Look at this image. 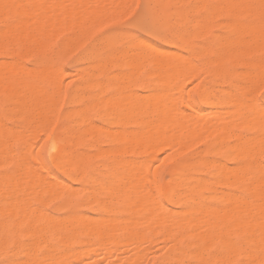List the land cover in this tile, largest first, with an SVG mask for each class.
Returning <instances> with one entry per match:
<instances>
[{
	"label": "bare ground",
	"instance_id": "1",
	"mask_svg": "<svg viewBox=\"0 0 264 264\" xmlns=\"http://www.w3.org/2000/svg\"><path fill=\"white\" fill-rule=\"evenodd\" d=\"M14 1H15V4L17 5L18 4L16 2L17 0H14ZM60 1H63V0H60ZM68 1L70 3V0H68ZM74 1H76V0H74ZM78 1H81V3L76 5L79 8V12L76 10L78 12V14H77V12L74 9V8H76V7H74L75 6L74 3H77ZM78 1H76L74 3L71 1L72 5H70V7L73 10L70 8L69 12H70V14H72V17H73V11H75L74 13H76L75 15L77 16V15L81 14L80 9L85 8L83 6L84 4L82 5L83 6L82 8H80L81 6H79L84 1L83 0H78ZM97 1H99V0H97ZM114 1H111V2H114V3L117 2V0H114ZM158 1H159V3L165 2V0H158ZM193 1L195 2V4L193 6H195V8H198V10L200 12L205 13V16H202L204 18H201V17L199 19L196 18V25H198L197 27H200L199 28L200 29V35H198L199 33H197L198 36L201 37L207 33L209 34V32H210L209 26L215 21V19L221 18L222 23L220 22V26L217 24L218 29L220 28L219 29L220 33L217 35L211 34L212 35V43L207 47H205L204 45H198V44L194 43L190 37L191 33L187 30V28L183 29L182 32L180 31L181 33L175 34V39L179 42V46H178V49L176 51H173L171 53L169 51L159 49L155 45H149L147 43V41L141 40L140 38L134 39L132 42H129L130 44L127 46L128 50L124 49L123 52L126 50L125 53L127 52L128 55H130L129 61L131 63H132V61H134L136 64L135 66L138 68L140 67L139 64L141 65V63L148 62V61L151 63H154L156 66H159V67L155 66L158 69V71H156V72L152 71L153 74L150 73V74H152V76L154 75V77H157V80H155V84L153 85V87L151 86L152 87L151 90H147V91H145L144 95H141V94H138L136 92L131 91L132 90L131 87L135 83V78H134V80H129V78L126 80H122L124 78H127L128 76H124L122 78L121 77L122 75H119L118 78L121 77V80L119 78L117 80H111V81L113 83L115 81H121L125 84L124 86H126V88L124 89V88L120 87L121 89H119V88L117 89L116 96H114V97L111 96L110 98H109V96L105 97V98L103 97V98H101V101H100V99H99V101L101 102V105H102L101 106V116L103 118H105L106 120H109V122H110V127H108L109 129L104 127L107 129V130L103 131L106 133L104 136L105 137L107 136V138L108 137L112 138L111 136L117 132V133H119V137L117 138L118 142L122 143V144L124 143L126 145L122 151L114 150L111 146H110L111 148H109V149L106 147L108 150L105 149L104 153L109 155V157H110V162H109L110 166L117 167V166L123 165L124 163L130 164L132 158H142L145 156H147L149 158H153L155 156V154L157 153L155 151L156 150L160 151L163 148H168L169 150H171V153L166 158H164V159L169 161V160L176 158L177 155L182 153L181 151L190 149L195 144H198V143L203 144L202 150H200L196 153H193V154L190 153L191 155L189 154L190 156H188L187 159L176 164V166L172 170L173 180L169 185H167L166 190H165V193H166L169 200L176 201L184 207V210H182L183 213L179 212V214L181 213L182 216L178 215L177 212H174L175 215L177 214L178 216L177 215L176 216L177 217L180 216V218H174L175 216L172 217L171 215H169L171 213V212H169L170 210L168 211L169 214L165 213L166 215L163 214V212L160 213V211L163 210V207L160 206L162 210L159 209L160 208L158 206L159 202L156 201L158 199L157 198L158 195L157 196H152V194H151V196L148 195L147 196L148 198H146L143 202L144 216L146 214L145 212H148L146 216H149L150 213L152 216V212H157L159 210V213H160L159 216H161L163 214V216H161L162 221L165 222V220H166L168 222V219H170V218H172L170 220L181 219L182 221L181 220H179V221H181L183 224L185 222L188 223V227L190 226L189 228H191V225H192L191 223H193L194 227L193 226L192 227L194 230L195 227H198L197 225H201V224L205 225L208 223L210 224L209 220L206 221L207 218H210V217H211L210 218L211 220H213V217H214V220L217 218L216 219L217 222L220 219V221H219L220 224H222V226H224V225L227 226L228 224L226 225V222L229 220L228 218H231V217H230V215H228V214H230L229 211L227 212L226 210L230 209V212H232L231 214H233L234 211H236L239 208L244 209L243 208V205H244V198L243 197H241L243 199H241V198L236 199L238 196L240 197V195L238 194L235 197V194H232V193H231L232 197L229 194H228V197L225 195H221V194H223L222 193L223 191L221 192L220 187L221 186H229V185H238V186L241 185L242 186V182L245 180L247 175H249L254 180V183L257 182V184H255V185H257V187H255V188H257L256 189L257 191L254 189V187L252 188L256 192V193L255 192L254 193L256 195H257V193L263 194L261 196L258 195L262 199H260L259 197H256L257 198L256 200H258V201L262 200L263 201V202L260 201L261 203L259 202V204L257 203L258 204L257 206L261 207L262 205H264V198H263L264 197V165L262 164V160H264V109L260 105H259V108H261V109H258V107H256V106L254 107V104H253V107L252 106L250 107L247 104V100L250 99L252 97V95H254V93H256L257 90L254 92L255 88H257L258 86H260V84L262 82H264V62L257 60V62L255 64H251V65L246 64L247 62L246 63H240V64L236 63V57H238V56L244 57V56L253 55V54L256 55V54H259L261 51H264V0H193ZM65 2L67 3V1H65ZM65 2H64V4L66 5ZM91 2L97 3L94 1H91ZM106 2H107V0H106ZM111 2H108L109 6H110ZM128 2H130V0H128ZM176 2H178V0ZM61 3L58 2V4H56V5L58 6ZM114 3H112V4H114ZM155 3H158V2L155 1ZM34 4H32L33 6L30 5V8H27L29 10V12L31 10V7H34L33 9L36 10L38 13H41L42 11L45 12L46 9L48 8V7H45V10H43V7H42V9H41L42 11H41L40 10L41 6L39 8L37 7V6H39V2L37 1V3L35 5ZM62 4H61V6H63ZM178 4H180V3H178ZM53 5L54 4H50L49 7L51 6L50 8L53 9V7H54ZM65 5L62 8L63 10L65 8H67V7H65ZM171 5H172V3H171ZM114 6H116V4ZM154 6L155 5H153V7ZM161 6H162V4H161ZM175 6H177V5H175ZM16 8L19 9V13L23 12L22 13L23 15L26 13V12H24L26 10V8H24V6L22 4L18 5ZM50 8H49V10H47L48 11L47 15L52 17L53 13H55V14L57 13L55 10L57 7H54V9H53V10H55L54 12L52 10V13H51L52 15H49V11L51 12ZM58 8H60V5L58 6ZM109 8L110 7H107L108 11H110ZM155 8L156 7H154V9ZM18 9H17V11H18ZM38 9L41 12H39ZM65 10L64 11L58 10L59 13H57V15L58 14L60 15L63 12V15L65 16V14H64V12L66 13ZM159 10H160V8H159ZM36 11H34L32 13V10H31L30 13L32 15V19L35 18ZM95 11H97V14H99V15L102 12L106 13L104 16H106V17H108V19H110L109 16L107 15V12H105L104 9L96 8ZM29 12H27L28 14L26 13L27 16L29 15ZM91 12H92V14H91ZM83 13L85 14V9H84ZM89 13H90L89 17L91 15V18L88 21H90V20L95 21V22L93 21L95 23V25L91 21V23L93 24L92 25L93 28H94V26H96V28H97V25H96L97 21L99 23L100 20H101L100 22L105 20V19L102 20L104 17L103 15H101V16H103L102 19H100L101 16L98 17L97 14H95L93 16V10L92 9L89 10ZM104 13H102V14H104ZM171 13L176 18H179L180 20H183V21L184 20L187 21V19L189 21L192 19V18L191 19L188 18L187 11H185V10L176 9L175 11H171ZM84 14H82L81 17H84L86 19V16H84ZM40 15H36V16H38L37 20H39V22L36 21V18H35V20L34 19L33 20L36 22H34L32 20V22H34V23H31V24L36 23V25H34L35 27H37V23H38V25L40 26L39 28L37 27L38 29L42 28L41 25L43 26L44 23L47 22V21H45L44 23H42V21L45 20V17H43V15H41V17H43L44 19L40 18L39 17ZM47 15H45V16L48 17ZM66 15H67V18L65 16V21L69 17L68 16L69 14H66ZM76 16H75V18H76ZM92 16L94 18H99V20L98 19L95 20ZM158 16H160V15H157L156 18H158V19L160 18V20L159 21L157 20L158 26L156 28V37L162 39L163 34L165 32V29H166V26H167V23L165 22V20L161 19L162 17H158ZM163 16H164V14H163ZM81 17L77 16V18H81ZM106 17H104V18H106ZM27 18H29V16ZM53 18H54V16L50 19H53ZM55 18H56V16H55ZM55 18L52 20L53 21V27H54V25L56 26ZM58 18H59V16H58ZM75 18H73V20H76V21L79 20V19L77 20V18L76 19ZM170 18H172V17H170ZM40 19L41 20L43 19V20L41 21ZM69 19L68 20L70 22L73 21L71 17H69ZM85 19L82 18V20H85ZM108 19L106 21H108ZM30 20L31 19H29V22H30ZM46 20H48V18ZM68 20L66 21V23L68 22L67 24L62 23V20L59 23H61L60 25L62 27H66L67 29H69V24L71 25L70 28L73 25ZM193 21H195V20H193ZM49 22H50V20L48 21V24H49ZM173 22L175 23V21H173ZM88 23H90V22H88ZM189 23H191V22L189 21ZM189 23H188V25H189ZM22 24H24V23H22ZM83 24H85V22ZM25 25L24 26L20 25V27L22 26V29H23V35L28 34L27 36H29V34H31L30 36H32L31 38L33 39L32 43L35 41V44L39 45L40 43H38V42L36 43V39H35L37 37L39 38V35H40V34L38 35V29L32 28L33 31L37 30L36 32H34L35 34L38 35L37 37H35L36 35L34 33H32L33 31H31V33L27 32L26 34H24V28L23 27H25ZM49 25H47V27L45 26L46 29L48 28L47 30L43 26V29H44L43 32H45V30H46L47 35L49 33L48 31L53 29ZM60 25L57 26L58 29L56 27H54V29H57V30L53 29L56 33L55 32L53 33L52 30L50 31L49 34L51 36H49V37L55 38L56 35L59 36L60 32L58 30L61 29V31H62L65 29V28H60ZM63 25H65V26H63ZM87 25H86V27H87ZM75 26H73L72 30L75 28ZM171 26H172V24H171ZM20 27H19V30H22V29H20ZM80 27L82 28V26H80ZM86 27L84 26L83 28L85 29ZM90 27H91V24H90ZM49 28H50V30H49ZM77 28H79V24H78ZM96 28H94V29H96ZM172 28H173V26H172ZM88 29H89V27H88ZM92 29H90V30H92ZM199 29H197V30H199ZM39 31H42V29ZM57 31L59 33H57ZM85 31H86V29H85ZM40 33L42 35V32H40ZM33 36H34V38H33ZM46 38H48V37H46ZM52 39L53 38H48V41L52 40ZM69 39L73 40V38L69 37L68 41H69ZM48 41H46V43H48ZM74 41L75 40H73L72 42L74 43ZM124 42H126V41H124ZM170 42H171V40H170ZM100 43H102V41ZM49 44H50V42L46 46L44 44L39 45V46H40V48L43 49V46L47 47ZM75 44H77V43L75 42ZM90 44H92V43H90ZM67 45L69 46L70 44H67ZM4 46H2L3 48H1V49H5ZM89 46H91V45H89ZM32 47L34 48V45ZM45 47H44V49H45ZM70 47H73V46H70ZM70 47H68V49ZM94 47H95V45H94ZM35 48H36V46H35ZM96 48L98 49V47H96ZM107 49H109L108 46H107ZM134 49L136 50V52L131 53L132 50H134ZM6 51H7V49H6ZM40 51H37V52L41 53ZM30 52H31V50H30ZM123 52H122V54L119 52L122 55L121 56L122 58H123V55H125L123 60H125L126 58L128 59L127 53L124 54ZM120 54H118V56L113 54V55H115L114 58L115 57L118 58L120 56ZM185 54H187L188 56H190L192 58L202 57V58L208 59V61H206L203 64L202 68H207V67L209 68L207 71L208 72L207 75H209L211 78L223 77V79H224L223 85L225 87L223 89L217 90V89H215V87L213 85H211L212 80H209V79L208 80H201L200 83L198 85H196L193 89H191L188 92V94L185 96L183 93V89H184L183 84H186V81H188V80H185V79H188V77L185 78L186 77L185 75L189 71V69H191V70L193 69V67L190 66V65H193L191 63L192 61H191L190 57L187 56L189 59V60H185L187 62L180 60V58L184 57ZM32 55H34V54H32ZM93 55H96V54H93ZM18 56L21 58L22 55H19V53H18ZM27 56H29V55L27 54ZM13 57H15V55ZM112 57H110V58H112ZM88 58H89V56H88ZM92 58H94V56H92ZM99 58L95 57V59H97V60ZM263 58H264V56H263ZM105 59H106V57H105ZM131 59H132V61H131ZM15 61H12V62L13 63L15 62V64L17 65L18 59L17 60L15 59ZM102 61H104V60H102ZM107 62H105V63H107ZM125 62H126V64H129L128 60H125ZM121 63H123V61H121ZM137 64H138V66H137ZM14 65H11V67H13ZM118 65L121 66L123 64H118ZM144 65L145 64H143V66ZM143 66H142V70H143ZM239 66L242 68L241 71L236 69ZM1 67H3V66L0 65V70H1ZM95 67H96V64H95V66H93V68H95ZM100 67H102L101 64H100ZM54 68H52L51 72L53 70L56 71V69H54ZM60 68H61V66H60ZM130 68H132V67H130ZM5 71L7 72V69H4V72ZM8 71H9V69H8ZM37 71L38 70H36V76L34 79L35 80L34 82L36 85H38V83H39L38 79H39V76L41 75L40 70L38 71L39 73H37ZM202 71H204V69ZM202 71H201V73H202ZM4 72L2 71V73H4ZM45 72L43 73V76L41 75V77H40L41 84H42V82H45V81L47 82L48 78L50 80L51 76L54 78L56 75V74H54V76H53L50 73L49 74V75H51L50 77L49 76L45 77L44 76L46 74ZM47 72L49 73L50 71H47ZM62 72H65V71H61V73ZM82 72H84L85 74L86 73L89 74L88 71L85 72L82 70ZM149 72H151V70ZM2 73L0 72V76H2L1 75ZM75 73H77V72H75ZM5 74H7V73H4L3 76ZM37 74H38V76H37ZM71 74H72V72H71ZM71 74L68 72L63 73V76H65L63 78H66ZM164 74L167 77V78H165L166 80L161 79V77L164 76ZM79 75H82V73L80 72L78 74V76ZM149 75H147V77ZM202 75H204V74L202 73ZM36 77H37L38 81L36 80ZM199 77H198V79H199ZM53 78H51V80ZM80 79H82V77ZM88 79H89V77H88ZM7 82H8L7 83V85H8L9 82H11V80L10 81L8 80ZM239 83H245L246 85L249 84V86H251V87H249V86L245 87L243 85H239ZM41 84H40V88H41ZM92 84H94V83H92ZM9 86H11V83L9 84ZM12 87H13V85H12ZM36 87L38 88V86H36ZM36 87H35V89L39 93L38 94L30 93L31 96L26 97V98H28V97H30V98L25 100L24 103L20 102L21 99H23L22 97H24V96L23 95L21 96L16 91L17 94L15 93L16 94L15 96H16L17 100L16 99L15 100L17 102H13L16 104H15V106H13L14 108L12 109V107H11V109L14 111V110L20 109L21 107L31 105L33 103L32 101L38 95V97L41 98V100L43 102V108H42L43 111L41 112L40 115L43 119L42 120L43 123L46 126V124H47L46 122H48V121L50 122V116H52L53 118L55 117V116L51 115V114H54L53 111H55V109L52 110V107H53L52 104H53V99L55 100L57 98H53L52 94L47 92L45 88H44L45 90L43 88L38 90ZM86 87H87V85H86ZM81 88H82V86L78 89H81ZM99 88H101V87L99 86ZM260 88H262V87H260ZM9 89L11 91V88H9ZM12 90L14 91L15 87ZM125 90H127V92H124ZM120 92H122V93H120ZM0 94H1V92H0ZM12 95L14 96V94H12ZM12 95L10 97H12ZM96 95H97V93H96ZM70 97L71 98H69V99H70L71 103H79L84 99L83 94L80 95L76 92H73L72 96H70ZM2 98H3V96H2ZM5 100H8V99L6 98ZM11 100H8V101H11ZM55 101H57V100H55ZM58 101L60 102V99ZM256 102H255V104H256ZM96 103H97V101H96ZM258 103L260 104V102H258ZM8 104H10V103L8 102ZM93 105H91V106H93ZM97 105H96V107H98ZM249 105H251V104L249 103ZM54 107H56V106H54ZM96 107H95V109H96ZM99 107H100V105H99ZM248 107H250V109ZM8 110H9V108H8ZM12 110L10 111L11 113H12ZM84 110L85 109L82 107L77 108V110L72 111L71 115L75 114L73 116L77 117L79 119L80 124L83 126V130L81 132V135H87L88 134L93 140L91 146H95L97 143L95 140H97L96 138H98L97 136H98V133L100 131L99 129H101V127L98 128L97 124L95 125V124H93V122H90V119L88 120V118H87L88 116L87 117L85 116ZM98 111H100V109ZM68 112L70 115V111H68ZM68 112H67V114H68ZM55 113H57V112H55ZM67 114L65 113V115H67ZM98 114H99V112H98ZM29 115H32L30 110H28V108H25L24 112H23L24 117L22 119L27 118ZM54 115H56V114H54ZM1 117L2 116H0V118ZM5 117H7V115ZM65 119H67V118L65 117ZM51 120H53V119H51ZM51 122H53V121H51ZM80 124H78V125H80ZM155 125H156L157 129L154 130V132H153L152 131L153 129H151V127L155 126ZM48 126H50V124ZM47 128H49V127H47ZM259 128L260 129L262 128V129L260 130L261 132L258 134V136H255V137L253 136V138H252V136H250L251 138H248L249 136L248 137L246 136L247 132H255L256 133V131H258ZM114 129H115V131L117 129V131L115 132ZM188 131H190L192 134L190 136H184V133L188 132ZM113 132H115V133H113ZM65 133H67V132H65ZM155 133L157 134L158 141L161 144L159 147H156L153 144H151L150 139L153 137V134H155ZM257 133H256V135H257ZM1 135L5 136L4 143H6L8 149H9L8 154H7V159L12 160V161L25 159L27 162L25 169H27V170L30 169V171L35 170L34 174L30 178H26V180L23 181L21 185L16 183V181L14 180L15 178L12 179L14 182L10 181V183H9L7 180L8 183L6 184V186L4 185V187H5L4 189L7 193H5V191L3 192V190H1V188H0L2 193L6 194V195L8 194V196H9L8 201L5 203H2L0 200V256L3 253L9 251L10 247H16L18 249L19 247L22 246L21 252L11 253L9 255V257L6 258L1 264H29L40 253H46L48 255L47 256L48 258L47 259L45 258V259L47 261H49L52 259L51 255L53 253L55 254L56 250H68V249L72 248L73 239H74L73 237L75 236L74 235L75 231L73 229H70L68 227L69 226L68 224H71L70 226L72 228L73 220L72 221L67 220V218L64 217L63 220H61L62 222L60 223L62 225L64 224L63 226H61L60 224H53L51 221H48L46 223H41V225L39 224L40 227L39 226L35 227L36 223H37V220H36L37 216H35V215L28 214V216H26V218L23 221H19V220L15 219V215L13 214V207L15 206V204H17V206H19L20 208L29 206L28 205L29 202L26 199H28L30 195H27L28 198H26V194H28V193H26L27 190L31 191V188H34V191L32 190L31 192H35V189H37V193L35 192L37 195L39 193L38 191L44 192V188L41 184V182L43 181L42 179L44 177L40 176L39 173H36V171L37 170H39V171L48 170L51 167V164L49 162L43 160L40 156L38 157L37 161H33V153L30 149L25 150V152L22 153V155L17 153L18 148L23 147L24 142L27 139V136L23 132L13 131V129L11 127H8L7 125H3L2 123H0V136ZM253 135H254V133H253ZM78 142L75 141L73 139V137L68 136L62 141L60 146H58V144L54 141L51 145V148H50L54 162L56 161L55 159H56L58 153L62 152V158H61L60 162L61 163H67V164L71 165V167L66 171V174L72 182L83 181L84 173H85L84 165H85L86 160H87V155H86V153H83L80 151ZM231 142H232V144H230ZM230 145H233V146H230ZM97 151L99 152L100 150H97ZM100 153L104 154L103 152H100ZM101 154H99V155L96 154V156H100ZM94 155H93V157H94ZM217 156H221V158H223V160L221 162L219 160H218L219 162H216ZM225 161H233L238 166H237V168L233 167L232 169H230L231 168L230 167L229 169H225L223 167L225 165V163H224ZM31 163H34V164H31ZM223 163H224V165H223ZM3 164H4L3 157L0 156V165L2 166ZM56 165H58V163ZM101 167H102V164H101ZM113 167H111V168H113ZM3 172L5 173V171H3ZM3 172L2 171L0 172V180L4 179L8 175V174H6V176L3 175ZM1 176H4V177L2 178ZM16 176L15 177L17 179L20 177L18 175H16ZM153 177H156V174H155V176L153 175ZM149 181H150V178H149V172H148L147 168L142 166V165H138V166L130 167L128 169V172H127L126 176L124 177L121 184H119V185H117V184L116 185L115 184H113V185L103 184V185H101L100 189L106 190L109 187H112L113 191L111 192V196L115 198V197L121 195L123 192V188H125L126 186H128V184L130 182H132L134 185V189H131L127 193L130 196L126 200L127 204H129V203L131 204L136 199L135 195L138 194V192H139V194L140 193H147L152 189V187H150L151 184ZM96 182L97 181L94 178H91L87 181L88 185H91V186H93ZM248 184H246V185L248 186ZM53 185L49 184V185H47V187L49 186L48 189L47 188L45 189L46 195L49 196V197H47L48 199L51 196L54 197L60 193L66 192L69 190V188H71V185L68 183H65V182H63L61 185H57L58 187H56V184L54 186ZM156 188H157V186H156ZM239 188L240 187H238V189ZM152 190H155V188H153ZM249 190H248V193H249ZM205 191L209 192L213 197H215L218 200L217 203H220V205H219L220 207H219V209H217V207H216V209L218 210L217 212H219V210L222 211V214L224 213V215H225V216L224 215H222V216H224V217L227 216V218L222 217V218L226 219V221L220 218L221 217V216H219L220 214L218 215L219 219H218V217L215 218V216L212 215L213 212H215V211H213L211 208H209V207H211L210 205L208 206L207 203L197 201L198 197L201 196ZM154 192H156V191H154ZM41 193L42 192H40V194ZM224 193H226V192H224ZM36 194H34L35 197H36ZM125 196H126V194H125ZM229 196L233 200H230ZM250 196H251V192H250ZM155 197H156L155 201L158 203H156L154 201ZM246 197H247V195H246ZM248 197H249V194H248ZM152 198H154V199H152ZM31 199H33V198L31 197ZM38 199L39 198H37V200ZM241 200H243V201H241ZM254 203H256V202L247 203V204H249V206L246 205L245 208H247V209L249 208L250 209L249 212H250L251 211L250 207L252 205V208H253ZM123 204H124V202H123ZM260 204H262V205L259 206ZM125 205H126V203H125ZM257 206L255 207V209L256 208L257 209L256 210L254 209L255 212L253 211L254 215H253V213H252V215H249V216H251V218L248 216L251 220H253L252 216H254V219L257 217L255 220L256 221L255 224H254L255 221H250V219H247V220L244 219L246 222L243 220L244 224L242 221L241 226H237V225H240V222L238 221V223H236L237 221L234 220V218H236L238 216L240 211L242 214V209L238 210V214L236 213L237 215H234L236 217H233V219L231 218L232 219V220L230 219L231 222L228 221V223L231 224L232 221L234 222L233 224H231L232 226H235L234 230H237V229H239L237 227H242V226L246 227V229L243 227L244 230H247L248 228L253 230L254 227L255 228L259 227V223H260L261 229L259 227L258 230H260L261 233L257 230H256V232H259L260 237L262 236L261 241L259 240V242L257 244H255L259 237L256 238L255 243L252 241L253 237L250 239L251 241L247 237H244L241 239V241L243 240L241 244H244V243L247 244L248 243L247 240H249L250 245L251 246L253 245L252 247L250 246L251 249L253 247L255 249H256V247L257 248L259 247V251H260L263 243L260 244L261 246L260 245L257 246V245L260 242H264V237H263L264 236L263 235L264 229H262V228H264V222H262V221H264V214H260V215H263V217L261 216V218L259 217L260 216L259 213H257L258 216L256 215V212L258 210ZM62 207H63V209H66V206L63 205ZM167 207L164 206V208H166V210H167ZM212 207H214V206H212ZM232 207L234 208V210ZM263 207L260 208V210H258V211L264 213V211H262L264 209ZM103 208H105V207H103ZM231 208H232V210H231ZM235 208H237V209L235 210ZM141 209H142V207H141ZM196 209H200V212L198 213L197 211H199V210L196 211ZM201 209L204 210V213H202V214H201ZM210 209H211V211H213L212 214L209 212ZM216 209H214V210H216ZM70 211L73 212L74 210L73 209L67 210V212H70ZM141 212H139L140 213L139 215L143 214ZM195 212H197L198 215H201V216L202 215H205V216L208 215V214H205L208 212V213H210L209 215H211V216L208 217L209 216L208 215V216H206V218L203 216V219L201 218L202 220H200V217H196L197 214H195ZM225 212H227V214ZM241 214H239V216H240L239 219L241 218ZM80 215L82 216V213ZM137 215H138V213H137ZM153 216H154V214H153ZM153 216L150 218L146 217L145 222L143 224L142 223L140 224V222H138V223H134V225L133 224H131V225H133L135 227L140 226V228L143 226L144 227L149 226L153 223H155V224L151 225V226H155V225L160 226V224L162 225V223H163L162 221H161V223H160V221H157L158 215L156 218H155V216L154 217ZM164 216L165 217L168 216V218L164 220L163 219ZM81 218H79V220L74 221V222H77L76 225H75V223H74V225L77 226L76 229L79 230L80 233L87 230V229H91V230H87L88 232H86V233L88 234L90 231L91 232L90 235H92L93 233L96 235H99L98 240H99L100 244L98 243V245H97L98 249H96V245L92 243L93 245H95V247L94 246L92 247L93 250L91 251V253L95 251L94 249L102 250L104 247H113V246L116 247V244L118 242L121 245L117 244V248L119 249V251L123 252L129 248L128 245L130 244L129 243L130 241L128 242V240H131L133 242V240H135L136 238H140V237L145 238V236H146L144 232L143 233L141 232V230H140L139 234L135 235L136 233L134 234L129 230L127 231V229L124 228V226L123 227L121 226L120 228H124V229H121V231L125 232L126 238L122 240V242L125 240L123 242V244L121 241H117V240H116V242H117L116 243V242H114V240H115L116 234H118V233L115 234V233H113V230H112V232H110L111 235L110 234L105 235L108 232V230L110 229L109 227H106L107 232L106 231L105 232H101V231L96 232V227H98V230H101V229H99L100 227H105L102 224V221L104 220V216L103 217L98 216L97 217L98 219L96 217L91 218L89 216V218H87V219H89V220L93 219L92 222L90 221L91 224H90L89 220H86L87 223L86 222L84 223V220L86 218L85 219H83V217H81ZM204 218H205V221H204ZM245 218H246V215H245ZM262 218H263V220H262ZM100 219H102V220H100ZM121 219H123V222L126 221L125 218H121ZM124 219H125V221H124ZM137 219H140V218H137ZM195 219H197L196 225H195ZM239 219H237V220H239ZM98 220H100V222ZM198 220H199V223H198ZM221 220H223L225 222V224L223 222H221ZM258 220H259V222H257ZM155 221H157V222H155ZM183 221H185V222H183ZM202 221L206 222V223L204 224V223H202ZM216 221H214V222L211 221L214 223L213 226L215 225V227L218 226V223H219V222L217 223ZM249 221L251 222L250 224H249ZM103 223L106 226H108V224L110 226V224H111V222L107 219H105L103 221ZM105 223H107V224H105ZM168 223H167L168 226L167 225L166 226L170 227V224H171L170 221ZM262 223H263V226L261 225ZM86 224L89 225L90 227L88 226V228H87ZM230 224H229V226H230ZM251 224H253V225H251ZM23 225H26L28 229L23 230ZM163 225H165V224H163ZM159 226H157V228L160 229ZM172 227H174V225ZM172 227L170 229H174ZM184 227L186 228V224L183 226V228ZM188 227L186 229H188ZM209 227H211V226H209ZM220 227L221 226H219V228ZM42 228L45 230L47 228H49L50 232H45ZM161 228H162V226H161ZM164 228H162L163 230L162 229L161 230L166 232V227H164ZM176 228H178V227H176ZM219 228H218V230H219L218 233H221V229H219ZM243 228L240 229L242 231V233L244 232ZM103 229H105V228H103ZM186 229H185V231H186ZM197 229L199 230V228H197ZM222 229H225V228H222ZM198 230L196 231V233H194L195 235L198 234L197 236L191 235L193 237V239L201 238V240H202L204 238H207L206 235H204L206 232L203 234H200ZM234 230H232V231L234 232ZM240 230H239L238 237L240 236V232H241ZM102 231H104V230H102ZM142 231H144V229ZM173 231H172V233H173ZM176 231L178 232L181 230H179V228H178ZM190 231H192V230H190ZM168 232H169V230H168ZM229 232L227 234L233 235V233L230 234L231 232L230 233ZM162 233H164V232H162ZM208 233H211V231H209ZM242 233H241V236H242ZM120 234H121V232H120ZM184 234H185V232H184ZM214 234H216V232ZM256 234L255 235L253 234V235L256 236ZM103 235L105 238L103 237ZM169 235L166 232V236L168 237ZM180 235L182 236V234H180ZM207 236H209V235H207ZM221 236H223V235H221ZM233 236H231V237L234 239ZM245 236H247V234ZM31 237H34L36 239V241L31 240L30 239ZM123 237H125V235ZM180 237H178V239ZM248 237H249V234H248ZM250 237H251V234H250ZM182 238H184V237H182ZM240 238L241 237H239L238 239H240ZM24 239L31 240L32 242H34V244L28 243L29 244L28 245L27 242H25L24 243L25 245H24L23 244ZM211 239H212V237H211ZM217 239L215 236L214 240H217ZM230 239L231 238H228V237L225 239H222L223 242L221 244L223 245V247L225 249H227L229 247L231 248L233 245L232 248L237 250L236 249V247H237L236 242H234L235 239L232 241L235 244H232ZM244 239H247V240H244ZM98 240H97V242H98ZM176 240L175 239L172 240L171 244H172V242L176 243ZM183 240H182V242H183ZM206 240H207L206 246L208 247V241L209 240L208 239H206ZM220 240L219 241L217 240V242L219 243ZM90 241H91L90 238L84 239L78 243V246H81V247L86 246ZM186 242H188V240H186ZM251 242H253V243H251ZM125 243H126V245H125ZM213 243H214V241H213ZM107 244L109 246H106ZM241 244H239L240 245L239 249H241V247H242ZM173 245L176 246L175 244H173ZM215 245H213V246H215ZM219 245H220V243H219ZM30 246H32V247H30ZM98 246L100 247V249ZM174 246H173V248H174ZM185 246H187V248H189L188 245H185ZM206 246H204L203 249H205ZM177 247H179V246H177ZM209 247H210V245H209ZM244 247L245 248L242 247V251L245 250L246 248H248L249 246L248 247L244 246ZM195 248L197 249V247H195ZM251 249L249 248V250H251ZM249 250H248V252L246 251L247 252L246 254L244 252L242 253L241 250H239L240 253L248 255L244 259H247V258L251 259V257H249V256L253 254L252 253L253 251L251 250L252 252L251 251L249 252ZM229 251L227 250V252H229ZM262 251H260V252H262ZM97 252H98V254L97 253L95 254V257L97 255H99V256H97L98 259L95 260L97 264H120L121 261L123 260L122 257L119 258L117 256V258H112L109 255L106 256V254L105 255L102 254L103 252L101 253V251L100 252L97 251ZM175 252L177 253V251H175ZM254 252H255V250H254ZM99 253H101V254H99ZM232 253H233V251H232ZM235 253H233V254H235ZM248 253H250V255ZM256 253H258V252L256 251ZM138 254H140V253H137L136 255H132L133 257L130 258V261L128 264H141L139 260H141V262H142L143 257H140V256H142L143 254H140L139 257H138ZM178 254H179V252H178ZM219 254H220V252H219ZM227 254L229 257H231L229 253H227ZM255 254H253V256ZM6 255H7V253H6ZM258 255L256 254L255 258H257ZM21 256L24 259L23 261H21ZM188 256H190V261H191V257L197 258V256H195L193 253H190V252H188ZM239 256H241V255H239ZM259 256H262L261 253ZM70 257H69V255H68V257H66V256L63 257L62 263L64 262L65 264H67L69 262V260L71 261L69 263H72L73 262L72 259L75 260L74 259L75 257L72 256L71 259H70ZM167 257L169 258L170 256L167 255ZM225 257H227V256H225ZM180 258H182V257H180ZM198 258L199 259L196 260L198 263H199V261H200V263L205 261V259H203V258H201V259H200V257H198ZM219 258H221V257H219ZM82 259L83 258H81V260ZM84 259L87 260L88 257L84 258ZM227 259H229V258H227ZM244 259H243V261H244ZM253 259H252V261H253ZM46 260L45 261L43 260V262H42V260H40L41 261L40 264H46V262H47ZM175 260L177 261V259H175ZM221 260L223 261L224 259L221 258ZM261 260L264 263L263 259H261ZM254 261H256V260L254 259ZM254 261H253V263H254ZM81 262H83V260ZM94 262L92 264H94ZM258 262H260V261H258ZM47 263L51 264L50 261ZM221 263H223V262H221ZM245 263L247 264L250 262L247 261ZM81 264H91V263L85 261L84 263H81Z\"/></svg>",
	"mask_w": 264,
	"mask_h": 264
},
{
	"label": "rangeland",
	"instance_id": "2",
	"mask_svg": "<svg viewBox=\"0 0 264 264\" xmlns=\"http://www.w3.org/2000/svg\"><path fill=\"white\" fill-rule=\"evenodd\" d=\"M37 1L39 2V6H37V5L36 6L38 8L41 6L40 10L42 9V7H43V10H45V7H48V8L46 9L45 12L41 10L43 13L38 9L39 12H41V13H38L36 10L33 9L34 7H31L32 13L34 11H36V15H40V14L43 15V17H45L44 21H42L44 18L41 17V15L39 16L40 18H43L42 20L40 19L42 21V23L47 21L46 22L47 24L44 23V25L46 24L45 25L46 27H47V25H49L51 23L52 25L50 24L49 26H51L53 29H54V27H56L58 29L57 26L61 24V23H59V22H61V20H62V23H65V24L68 23V22L66 23V21L69 19V17H71L72 20H73V18H75V16H76L75 15L76 13H74V12L76 10L79 12V8L76 5L80 4L81 1L76 0L78 2L74 3L76 1L70 0V3H69L68 0H65V1H67V3H66L64 0L63 1H60V0H17L16 2L18 4L16 5L14 0H0V40H1L0 41V50H1L0 51V65H2L4 67V68L1 67V70L3 72H4V69H7V72L6 71L4 72V73H7V74H5L4 76H3L4 73H2V71L0 70V72L2 73L1 74L2 76H0V92H1V94H0V98L1 99L0 100L1 101L3 100L2 102L0 101V116H2L0 118V123H2L3 125H7L8 127H11L13 129V131L23 132L27 136V139L24 142V146L21 147V148H18V150H17L18 154L22 155V153H24L25 150L30 149L32 151V153H33V161H37L38 157L40 156L43 160H45V161H47V162H49L51 164V167L48 170H42V171L37 170L38 172L36 171V173H39L40 176L44 177L42 179L43 181L41 180L42 181L41 184H42V186L44 188V192L43 191H38L39 193L37 195L36 194L37 193V189H35L36 193L35 192H31L32 190L34 191V188H31V191L27 190L26 193H28V194H26V198H28L27 195H30V196L26 200L29 202L28 205L30 207L27 206V207L20 208L19 206H17V204H15V206L13 207V214L15 215V219L19 220V221H23L26 218V216H28V214H32V215L37 216V219H36L37 223H36L35 227L39 226V224L41 225V223H46L48 221H51L53 224H60L62 222L61 220H63L64 217L67 218V220H71V221L73 220V223L71 222L72 223V228L70 226L71 224H68L69 225L68 227L75 231V233H74L75 236L73 237L75 240L73 239L72 248H70L68 250H56L55 254L53 253L52 254L53 256L51 255L52 259L49 260L50 263L51 264H63L64 263V262L62 263L63 257H65V256L68 257V255H69V257L70 256L71 257L72 256L75 257L74 258L75 260L72 259V261H73L72 263H69V262H71L69 260V262H68L69 264H81V263H84L85 261L86 262H90L92 264L95 260L98 259L97 256H99V255H97L95 257V254L96 253L98 254L97 251H99V252L101 251V253L103 252L102 254H104V255L106 254V256L109 255L112 258H117V256L119 258L122 257L123 260L121 261L120 264H128L129 261H130V258L133 257L132 255H136L137 253L143 254L142 256H140V257H143L142 262H141V260H139L141 264H201V263L202 264L203 263L204 264H217V263L218 264H246L245 262H247V261L250 262V263L252 262L251 264H254V263L255 264H257V263L258 264H260V263L264 264L262 262V260H261V259H263V261H264V257H263L264 256L263 255L264 254V242H260L257 245V246H259L261 243H263L262 246L260 245L261 246L260 251L263 250L262 252L259 251V247L258 248L256 247L257 250L254 247H253L254 249L253 248L251 249V247L253 245L251 246L250 243H249L251 241L250 239L252 237H253L252 241L254 243L256 242L255 241L256 238L259 237L255 244H257L259 242V240L261 241V237L262 236L260 237V234H259L260 230H258V228L260 227V223H259V227H256V228L254 227L253 230H251L250 228L247 229L248 231L244 230V228L246 229V227H244V226L237 227L239 229L234 230L235 226L231 225L234 222L232 221V223L230 224V223H228V221L231 222L233 217H236L234 215L238 214V210L242 209V208L241 209L240 208L239 209L235 208V210L236 209L237 210L234 211L233 214H231L232 212H230V209L226 210L227 212L229 211L230 214H228V215H230V217L232 219L228 218L229 220L227 219L228 221L226 222V225L227 224L228 225L227 226H225V225L222 226V224H220V222H219L220 221L219 216H221L220 218L225 220V221H226V219H224V218H227V216L224 217L225 216L224 213L222 214V211H220V210H219V212H217L218 211L217 209H219V207H220L219 206L220 203H217L218 200L215 197H213L207 191H205L201 196H199L197 201L198 202L207 203L208 206L210 205L211 207H209V208H211L215 212L211 211V209H210L209 212L211 214L213 212L212 215H214L215 218L218 217V219H219L218 222L219 223L216 221L217 218L214 220L213 216H212L213 220H211L210 219L211 215H209L210 213H208V212L205 213V214H208L209 216L208 215H206V216H208L210 218H207L206 221L209 220L210 224L209 223L205 224L206 222L202 221V223H204L205 225H202L200 223L201 225H197L198 227H195L196 229L194 228V230H193V227H194L193 223H191L192 224L191 228H189L190 226L188 227V223L183 221V222H185L183 224L181 222L182 221L181 219H179L181 221H179V220H170L172 218L169 217L170 219H168V222L170 221V223H171L170 227H167L169 223L165 220V219L168 218V216H166V217L164 216L165 218L163 217V219L165 220L166 223L164 221H162V217L161 216H163V214H165V213L169 214V212H171L169 215H171L172 217L175 216L174 218H180V216H182V214L181 213L179 214V212H182V210H184V207L181 204H179L178 202H176V201L169 200L167 195H166V193H165V190H166L167 185H169L172 182V180H173L172 170L176 166V164L184 161L191 154L202 150L203 149V144L202 143L195 144L192 148L181 151L182 153L177 155L176 158H174L172 160H169V161L166 160L167 162L165 163V165L163 167H160V168L149 167V164L151 162L156 161L158 158H166L165 157V153H168V155L171 153V150H169L168 148H163L160 151L156 150L155 152H157V153L155 154V156L153 155L154 156L153 158H149L147 156L142 157V158H132L130 164L129 163H124L123 165H120V166H117V167H113V166L109 165L110 157H109V155L104 153L105 149L108 150L111 147L114 150L122 151L124 149V147L126 146L124 143L122 144V143L118 142L117 138L119 137V133L116 132L117 129H116V131L114 129V131L116 133L113 132L115 134H113L111 136L112 138H110V137L107 138V136L105 137L104 135L106 133L103 132V131L107 130L106 128L110 127V122H109V120H106L105 118H103L101 116V106H102L101 102H100L101 98H103V97L105 98V97H108V96H109V98L111 96L114 97V96H116L118 88L119 89H121L120 87H122L124 89L126 88V86H124L125 84L123 82L115 81L113 83L111 80H117L119 78L121 80V77L123 78L124 76H128V77L124 78L122 80H126L128 78H129V80H134V78H135V83L132 85V87H131L132 90L131 91L136 92V93L141 94V95H144L145 91L151 90L153 85L155 84V80H157V77H154V75L152 76V74H153L152 71H154V72L158 71V69L156 67H159V66H156L154 63H151L149 61L141 63L142 66H143V64H145L143 66V70H142V66L140 64H139L140 67L138 68V67L135 66L136 64H135L134 61H132V59H131L132 63L129 61V56L130 55H128L127 52L126 53L128 55V59L126 58L125 60H128L129 64H126L125 60H123L125 55H123V58H122L121 54H122L124 49L128 50L127 46L130 44L129 42H132L136 38L137 39L140 38L141 40L147 41V43L149 45H155L159 49L166 50V51H169L171 53L173 51H176L178 49V46H179V42L175 39V34L181 33L183 31V29L187 28V30L191 33L190 37H191V40L194 43H196L198 45H204L205 47H207V46H209L212 43V35H217V34L220 33V30H219L220 28L218 29L217 24L220 26V22L222 23L221 18L215 19V21L209 26V31H210L209 34L207 33V34H205V35L200 37V36H198V35H200V29H199L200 27H197L198 25H196V18L197 19H199L200 17L204 18L202 16H205V13L200 12L198 10V8H195V6H193L195 4V2L193 0H178V2H176L177 0H173V1L172 0H165V2H163V3H159L158 0H155L158 3H155L154 0H132V1L130 0V2H128V0H117L116 3H114L115 2L114 0H107V2H106V0H99L100 2L97 1V0H83L84 2L81 5H79V6H81L80 8H82L83 6L85 7L84 8L85 9V14L83 13L84 9H80L81 14L79 13L80 15H77V16L81 17L82 14H84V16H86V19L84 17L77 18V16H76V18H77V20L79 19L78 21L73 20L72 22H70L71 20L69 19L70 21L69 20L68 21L70 23H72L73 26L76 25L75 28L72 30L73 26L70 28V26H71L70 24H69V29H67L66 27H62L60 25V28H65V29L62 30V31H61V29L58 30L60 32L59 33L57 31V33H59V36L55 34L56 36L54 38V37H49V36H51L49 33H50L51 30L54 33L55 32L54 30H57V29H54V30L51 29L50 30V28H51L50 27L49 28L50 31H48L49 33L47 35V31L46 30L48 28L46 29L44 25L43 26L46 29L45 32H43L44 29H43L42 25H41L42 28L38 29L40 27L38 25V23H37V27L38 28L34 26V25H36V23L35 24H31V23H34L36 21L39 22V20H37L38 16L35 15L36 21H34L35 18H33L34 19L33 20L32 19V15L30 13L31 10L29 12V10L27 8H30V5L33 6L32 4H34L35 2L37 3ZM71 1L72 2L74 1L73 2L74 5H75L74 7H76V8L73 7L75 9V11H73V17H72V14H70V12H69V10L71 8L70 5H72ZM91 1H94V2H97V3H93ZM111 1H114V2H111ZM58 2H60V3L62 2L63 4L62 3L61 4L63 6L65 5L64 2L66 3L65 7H67V8H65L66 10L64 9L66 11V13L64 12L66 18H67L66 14H69L68 15L69 17H68V19H66V21H65V16L63 15V12L60 15L59 14L57 15V13H59L58 10L64 11L62 9L63 6H61V4H59L60 8H58L59 5L58 6L56 5V4H58ZM108 2H111L110 6H109ZM112 3H114V4H112ZM171 3H172V5H171ZM178 3H180V4H178ZM21 4L24 6V8H26V10L24 12H26V13L29 12V15H28L29 18H27L28 17L27 16L28 13L27 14L25 13L23 15L22 14L23 12L19 13V9L16 8L18 5H21ZM48 4L49 5L50 4H54L53 6L57 7L55 9L57 13L56 14L53 13L54 18L56 16V18H55L56 26L54 25V27H53V21H52L54 18L50 19L53 16L50 17V16L47 15V13H48L47 10H49V8L51 7V6L49 7ZM115 4H116V6H114ZM161 4H162V6H161ZM153 5H155L154 6V7H156L155 9H154ZM175 5H177V6H175ZM133 6H136V7H133ZM54 7H53V9H54ZM107 7H110L109 8L110 11H108ZM96 8L104 9L105 12H107V15L109 16V18L111 20L108 19V17L104 16L106 13H104L102 11L101 12L104 13V14H102V13H100V15L97 14V11H95ZM159 8H160V10H159ZM17 9H18V11H17ZM53 9H51V12L49 11V15H52L51 13H52ZM90 9L93 10V16L95 14H97L98 17H100L101 15L106 17V18H104L103 16L100 17V19H102V17H103L102 20H104V19L105 20L102 21V22H100L101 21L100 20L99 23L97 21L96 22L97 28H96V26H94V28H96V29H94L93 26H92L93 25L92 23H94L95 21L94 20L88 21L91 18V15L89 17V14H90L89 10ZM176 9L187 11L188 18L189 19L192 18L191 20H189L191 23H189L188 19H187V21H188L187 22L185 20L183 21V20H180L179 18H176L172 14L173 12L171 13V11H175ZM55 10H53V12ZM78 12H77V14H78ZM133 12H135L139 18H138L137 23H136L135 26H129L125 21L127 20L128 16H130ZM91 14H92V12H91ZM156 14L160 15L158 17H162L161 19L165 20V22L167 23V26H166V29H165V32L163 34V38L162 39L156 37V28L158 26V21L160 20V18L159 19L156 18V16H157ZM163 14H164V16H163ZM45 15H47L48 17H46ZM58 16H59V18H58ZM170 17H172V18H170ZM47 18H48V20H46ZM82 18L85 19V20H82ZM133 18H135V17H133ZM29 19H31L30 22H29ZM94 19L95 20L96 19L99 20V18H94ZM107 19H108V21H106ZM32 20L34 22H32ZM49 20H50V22L48 24ZM193 20H195V21H193ZM87 21L90 22V23H88ZM91 21H92V23H91ZM117 21L119 23H116ZM173 21H175V23ZM84 22H85V24H83ZM22 23H24V24H22ZM170 23L172 24L174 29L172 28ZM188 23H189L190 26L188 25ZM78 24H79V28H77ZM90 24H91V27H90ZM20 25H22V26L25 25V27H23L24 28V34H26L27 32L31 33V31H33L32 28L33 29L34 28L38 29V35L39 34L41 35L40 32H42V35L41 36L39 35V38L37 37L38 35L34 33L37 30L36 31L34 30L32 32V33H34L36 35L35 36L33 34L35 37H37L35 39H36V43L37 42L40 43L39 45H43L44 44L46 46L49 42H50V44L47 47L43 46V49L45 47V49L43 50L42 48H40L39 45L35 44V41L32 43L33 39L31 38L32 36H30L31 34H29V36H27L28 34L27 35H23V29H22V26L20 27ZM86 25H87V27H86ZM94 25H95V23H94ZM63 26H65V25H63ZM80 26H82V28ZM84 26L86 27L85 28L86 31L83 28ZM19 27L22 30H19ZM88 27H89V29H88ZM41 29H42V31H39ZM90 29H92V30H90ZM197 29H199V30H197ZM197 33H199V34L197 35ZM34 36H33V38H34ZM46 37L53 38V39L48 41V38H46ZM69 37L73 38V40H75L74 43L72 42L73 41L72 39H69V41H68ZM170 40H171V42H170ZM46 41H48V43H46ZM99 41L100 42L102 41V43H100ZM124 41H126V42H124ZM75 42L77 44H75ZM90 43H92V44H90ZM67 44H70V45L68 46ZM93 44L95 45V47H94ZM33 45H34V48L36 46L35 49L32 47ZM89 45H91L93 48L91 46H89ZM106 45L108 46L109 49H107ZM2 46H4L5 49H1V48H3ZM70 46H73V47H70ZM68 47H70V48L68 49ZM96 47H98V49ZM6 49H7V51H6ZM30 50H31V52H30ZM36 50L37 51L41 50L40 51L41 53L37 52ZM134 50H132L131 53H135L136 50L135 51ZM125 51L123 52L124 54H126ZM18 53H19V55H22L21 58L18 56ZM26 53L29 56H27ZM117 53L120 54V56L118 58L117 57L114 58L115 55L118 56ZM32 54H34V55H32ZM93 54H96V55H93ZM113 54H115V55H113ZM14 55H15V57H13ZM88 56H89V58H88ZM92 56H94V58H92ZM187 56L188 55L185 54V56L181 57L180 60H183V61L189 60L188 57H190V56H188V57ZM263 56H264V51H261L259 54H256V55L253 54V55H248V56H244V57L243 56H238V57H236V63L240 64V63H246L247 62L246 64L251 65V64H255L257 62V60H260V61L264 62ZM95 57L96 58L100 57V58L97 60V59H95ZM105 57H106V59H105ZM110 57H112L113 59L110 58ZM14 58L16 60L18 59V64L17 65L15 64L16 61H15ZM190 59L192 61L191 63L194 66L190 65V66L193 67V69L192 70L189 69V71L187 70L188 72L186 71L187 73L185 75L186 76L185 78L188 77V79H185V80H188V81H186V84H183V88H184L183 89V93H184L185 96L188 94V92L191 89H193L196 85H198L201 80H208V79L212 80L211 81V85H213L215 87V89H217V90L223 89L225 87L223 85L224 84L223 77L211 78L209 75H207L208 74L207 71H208L209 68L208 67L207 68H202L203 64L206 61H208V59H205V58H202V57H197V58L190 57ZM102 60H104V61H102ZM12 61H15V62L13 63ZM121 61H123V63H121ZM105 62H107V63H105ZM185 62H187V61H185ZM95 64H96V67L93 68V66H95ZM100 64H101L102 67H100ZM118 64H123V65L120 66ZM11 65H14V66L11 67ZM60 66H61V68H60ZM137 66H138V64H137ZM130 67H132V68H130ZM52 68L56 69V71L53 70L54 72L53 71L51 72ZM8 69H9V71H8ZM203 69H204V71H202ZM236 69L239 70V71L242 70V68L240 66L237 67ZM36 70H38V71L40 70V74L42 76H43V73L46 71L45 72L46 74L44 75L45 77L46 76L50 77L51 75L54 76V74H56V75H55L54 78L51 76V78H53L52 80H51V78H50V80L48 78L47 82L46 81L42 82V84H43L42 85L41 82H40L41 75L39 74L40 75L39 79H38L39 81L37 80V77H36V80L39 83H38V85H36L35 82H34L35 81L34 79H35V76H36ZM82 70L85 71V72L88 71L89 74H87V73L85 74L84 72H82ZM150 70H151V72H149ZM38 71H37V73H39ZM47 71H50V72L48 73ZM61 71H65V72L61 73ZM201 71H202V73L204 75H202ZM67 72L70 73V74L72 72V74L69 75L66 78H63V77H65V76H63V73H67ZM75 72H77V73H75ZM80 72L82 73V75L78 76V74ZM50 73H51V75H49ZM150 73H152V74H150ZM119 75H122V76L118 78ZM147 75H149V76L147 77ZM37 76H38V74H37ZM81 77H82L83 80L80 79ZM88 77H89V79H88ZM198 77H199V79H198ZM165 78H167V77L164 74V76H162L161 79L162 80H166ZM8 80L9 81L11 80V82H9V84L11 83V86H9V84L7 85V83H8L7 81ZM92 83H94L95 85L92 84ZM40 84H41V88H43V89L45 88L47 92L52 94L53 98H57L55 100L58 101L60 99V102L59 101L57 102V101H55L53 99L52 110L55 109V111H53V113L56 114V115L51 114V115H53L55 117L53 118L52 116H50V122L49 121L46 122L48 125L50 124V126H48L47 124L45 126V124L42 121L43 119H42L40 114L43 111V109H42L43 108V102H42L41 98L38 97V95L32 101L33 103L31 105H28V106H25V107H21L18 110H14V111L12 110L14 108L13 106H15V104H16V103H13V102H17L16 101L17 100L16 96H15L17 94L16 91L21 96L22 95L24 96V97H22L24 100L21 99V101H20L21 103H24L25 100L30 98V97L26 98L27 96H31L30 93H36V94L39 93V92H37L35 87L38 86V88L37 87L36 88L38 90H40L41 89L40 88ZM12 85H13V87H12ZM86 85H87V87H86ZM239 85H243L245 87L249 86V84L246 85L245 83H239ZM81 86H82V88L78 89ZM99 86L101 88H99ZM14 87H15V90H14L15 92L12 90V89H14ZM249 87H251V86H249ZM260 87H262V88H260ZM9 88H11V91H10ZM72 91L76 92V93H78L80 95L83 94L84 99L81 102H79V103H71L69 98H71L70 96H72V94H73ZM255 91H256L257 94L254 93V95H252V97L247 100V104L250 107L251 106L253 107V104H254V107L256 106V107H258V109H261V108H259V105H260L264 109V101H263L264 100L263 99L264 98V82H262L260 84V86L255 88L254 92ZM124 92H127V90H125ZM96 93H97L98 96L96 95ZM120 93H122V92H120ZM12 94H14V96ZM1 95L3 96V98H2ZM11 95H12V97H10ZM4 98L5 99L7 98L8 100H11V99L12 100L8 101V100H5ZM99 99H100V101H99ZM96 101H97V103H96ZM8 102L10 104H8ZM255 102H256V104H255ZM258 102H260V104ZM249 103L251 105H249ZM91 105H93V106H91ZM96 105L98 107L100 105V107L98 108V107H96ZM54 106H56V107H54ZM11 107H12V109H11ZM81 107L85 109L84 113H85L86 117L88 116L87 117L88 120L90 119V122H93V124H95V125L97 124L98 128L101 127V129H99V130L102 133L99 131L98 136H97L98 138H96L97 140H95L97 142L95 146H91L93 140L88 134L87 135H81V132L83 130V126L80 124L79 119L77 117L73 116L75 114L71 115L73 110H77V108H81ZM95 107H96V109H95ZM250 107H248V108L250 109ZM8 108H9V110H8ZM25 108H28V110H30L32 115H29L30 117L28 116L27 118L22 119L24 117L23 116V112H24ZM10 109L12 110V113L10 112L11 111ZM99 109H100V111H98ZM68 111H70V115H69ZM55 112H57V113H55ZM67 112H68V114H67ZM98 112H99V114H98ZM65 113L67 115H65ZM6 115H7V117H5ZM65 117L67 119H65ZM51 119H53V120H51ZM51 121H53V122H51ZM78 124H80V125H78ZM47 127H49V128H47ZM104 127H106V128H104ZM151 129H153L152 131L154 132V130L157 129L156 125L152 126ZM261 129L259 128L258 131H256V133L258 132L257 135H256L255 132H247L246 136L247 137L249 136L248 138H251L250 136H252V138H253V136L254 137L258 136V134L261 132L260 131ZM65 132H67V133H65ZM253 133H254V135H253ZM191 134L192 133L190 131H188V132L184 133V136H190ZM67 135L70 136V137H73V139L75 141H77V142L79 141L78 144H79L80 151L83 152V153H86V155H87V160H86V163L84 165L85 173H84L83 181L72 182L69 179V177L66 174V171L71 167V165L67 164V163H61L60 162L61 158H62V152L58 153V155H57V157L55 159L56 160L55 162H54V159L52 158V154H51V151H50L52 143L55 141L58 144V146H60L62 141L66 137H68ZM4 138H5L4 135L0 136V156H2L3 160H4V164L2 166L0 165L1 166L0 167V172L1 171L2 172L5 171V173L3 172V175H5V176H6V174H8V175L4 179L0 180V188H1V190H3V192L5 191L4 185L6 186V184L8 182L10 183V181L14 182L12 179L15 178L14 180L16 181V183L21 185L22 182L26 180V178H30L35 172V170L30 171V169L29 170L25 169V166L27 165V162H26L25 159H23V160H13V161L7 159V154H8V150L9 149H8L6 143H4ZM150 140H151V144H153L156 147H159L161 145L160 142L158 141V137H157L156 133L153 134V137ZM230 144H232V142ZM230 146H233V145H230ZM97 150H100V151L98 152ZM100 152H103L104 154H101ZM96 154H98V155L101 154V155L100 156H96ZM93 155H94V157H93ZM218 160L221 162L223 160V158H221V156H217L216 157V162H219ZM57 163H58V165H56ZM224 163H225V165H224ZM224 163H223V165H224L223 167L225 169H229L230 167H231L230 169H232L233 167L237 168V166H238L233 161H225ZM31 164H34V163H31ZM101 164H102V167H101ZM262 164L264 165V160H262ZM138 165H142V166L147 168V170L149 172V178H150L149 182L151 184L150 187H152V189L155 188V190L151 189L147 193H140V194L138 192L139 195L138 194L135 195L136 199L134 200V202L131 203V204L130 203L127 204L126 200L130 196L127 193L131 189H134V185H133L132 182H130L128 184V186L123 188V192H122L121 195H119V196H117L115 198L111 196V192L113 191L112 187H109L106 190H101L100 189L101 185H103V184H109V185H113V184L119 185V184H121L123 179H124V177L126 176V174L128 172V169L130 167L138 166ZM111 167H113V168H111ZM154 173L156 174V177H153V175L155 176ZM16 175L20 176L19 177L20 179L19 178L17 179ZM1 177L3 178L4 176H1ZM90 177L96 179V181H97L93 186L88 185V183H87V181L89 179H91ZM7 180H8V182H7ZM252 180L253 179L249 175H247L245 180L242 182V186L243 187L241 185L240 186H238V185H229V186H221L220 187L221 192L223 191L222 192L223 194H221V195H225V196L228 197V194H229L232 197V194H235V197H236L239 194L240 197L238 196L236 199H240L241 197L244 198V205H243L244 209H242V214H241V211L239 212V214H241V218L239 219V217H240L239 214L237 216L238 218L237 217L234 218V220L237 221V222L235 221L236 223H238V221L240 222V225L236 224L237 226H241L242 221L244 219L245 220L250 219L251 216H249V215H252L253 211L255 212V210L257 209V208L255 209V207L259 204L260 201H262V200H260V201L256 200L257 199L256 197L260 198V196L263 195V194H259V193H257V195L255 194L256 193L255 190L257 189V188H255V187H257V185H255V184H257V182L254 183V180L253 181ZM63 182L70 184L71 188H69V190L66 191V192L60 193V194H58L57 196H54V197L51 196L48 199L47 197H49V196L46 195V192H45V189L46 188L48 189V187H49V186L47 187V185H49V184H52V185L54 184L55 185L56 184V187H58L57 185H61ZM246 184H248V186ZM156 186H157V188H156ZM238 187H240V188L238 189ZM253 187H254L255 190L252 189ZM1 190H0V200H1L2 203H5V202L8 201V197L9 196H8V194L6 195V194L2 193ZM248 190H249V193H248ZM154 191H156V192H154ZM40 192H42V193L40 194ZM224 192H226V193H224ZM250 192H251V196H250ZM5 193H7V192L5 191ZM34 194H36V197L39 198L38 200H37V198L35 197ZM125 194H126V196H125ZM151 194H152V196H157L158 195L157 196V198H158L157 200H156V197H155V199L154 198H152V199H154V201L156 200V201L159 202V205L157 204L159 207L160 206L163 207V210L161 209V207L159 208L160 210H162V211H160V213L163 212V214L161 216H159L160 215L159 210L157 212H152V216L154 214L155 218L158 215V218H157L158 220L157 221H160V223H161V221L163 222L162 225L160 223H159L160 226L157 225V226L160 227V229L157 228L156 225L155 226H151V225H154L155 223H153V224H151L149 226H146V227L143 226L141 228H140V226H137V225H136L137 227L133 226L134 223H138V222H140V224L141 223L143 224L145 222V218L146 217H149V218L152 217L150 212H149L150 213L149 216H146L148 212H145L146 214L144 216V210H143V202H144V200L146 198H148L147 196L148 195L151 196ZM248 194H249V197H248ZM246 195H247V197H246ZM258 195H260V196H258ZM31 197L33 199L34 198L35 199L34 200L31 199ZM231 197L229 196L230 200H233ZM243 198H241V199H243ZM260 199H262V198H260ZM241 201H243V200H241ZM252 201L256 202V203L253 204V208H252V205H251V207H250L251 211L249 212L250 209L249 208L248 209L245 208V206L246 205L249 206V204H247V203H249V202L253 203ZM123 202H124V204H123ZM158 202H156V203H158ZM125 203H126L127 206L125 205ZM262 204H260L259 206H261ZM63 205L66 206V209H63V207H62ZM164 206L165 207L168 206L167 210H166V208H164ZM212 206H214V207H212ZM263 206L264 205H262L261 207L257 206L258 210H260V208H262ZM103 207H105V208H103ZM141 207H142V209H141ZM216 207H217V209H216ZM213 208L216 209V210H214ZM232 208H231V210H232ZM68 209L69 210L73 209L74 211L73 212H71V211L67 212ZM197 210H199V211H197ZM233 210H234V208H233ZM258 210L256 212L257 216H258L257 213H259V215L260 214H264L262 212H259ZM138 211L139 212L142 211L141 213H143V214L139 215L140 213ZM196 211L199 213L200 209H196ZM262 211H264V209ZM174 212H177L178 215H180V216L177 217L178 215L176 214L177 215L176 216ZM197 212H195V214H197L196 217H200V220L203 219V216L206 218L205 215H202V216L198 215ZM227 212H225V213L227 214ZM81 213H82V216L80 215ZM137 213H138V215H137ZM202 213H204V210L201 209V214ZM97 215L100 216V217L104 216V220L105 219L109 220L111 222V224H110V226H109V224H108V226H106V225H104V223H103L104 220H103L102 224L105 227H100L99 229H101V230H98V227H96V232H100V231L101 232H105L107 230L106 227H109L110 228L108 230L109 233L106 231L107 233L105 235H107V234L111 235L110 232H112V230H113V233H115V234L118 233L115 236L114 242H116V240L122 242V240L126 238L125 232L121 231V229H124V228H126L127 231L129 230V231H131L134 234L136 233L135 235L139 234L140 230H141V232L142 233L144 232L146 236H145V238H141V237L140 238H136L135 240H133V242L131 240H128V242L130 241L129 242L130 244L128 245L129 248L127 250L123 251V252L119 251V249L117 248V244L121 245V244H119V242L118 243L116 242L117 243L116 247L113 246V245H112L113 247H104L103 246L104 248L102 250H96V249H98L97 245L99 243V240H98L99 235H96L94 233L92 235H90V233H91L90 231H89V233H88L89 235H88L86 232H88L87 230H91V229H87L88 226H89L87 224H86V226H87L86 229L87 230H85V231L80 233V231L76 229L77 226H75L77 222H74V221L79 220V218L83 217V219L86 218L84 220V223L85 222L87 223L86 220H89V219H87V218H89V216L91 218H93V217L97 218L98 217ZM222 215H224V216H222ZM245 215H246V218H245ZM253 215H254V213H253ZM261 216L263 217V215H260L259 217L261 218ZM222 217H224V218H222ZM252 217H253V220L250 219V221H255L256 218H257L256 217L254 219V216H252ZM121 218H125L126 221L124 219L125 222H123V219H121ZM137 218H140V219H137ZM205 218H204V221H205ZM102 219H100V220H102ZM237 219H239V220H237ZM92 220H89V222L90 221L92 222ZM100 220H98V221L100 222ZM196 220L197 219H195V225L197 224ZM223 220H221V222H223L225 224V222ZM259 220L257 222H259ZM262 220H263V218H262ZM157 221H155V222H157ZM211 221H213V222L216 221L218 223V226H216L217 228L215 227V225L213 226L214 223L211 222ZM244 221H243V224H244ZM250 221H249V224L251 223ZM91 222H90V224H91ZM262 222H264V221H262ZM74 223H75V225H74ZM198 223H199V220H198ZM255 223H256V221L254 222V224ZM105 224H107V223H105ZM131 224H133V225H131ZM163 224H165V225H163ZM185 224H186V228L188 227V229H186L185 227L183 228V226ZM229 224H230V226H229ZM60 225L63 226L64 224L63 225L60 224ZM171 225L172 226L174 225V227H172ZM251 225H253V224H251ZM261 225L263 226V223ZM121 226L122 227L124 226V228H120ZM161 226H162V228L166 227L167 234L168 235L170 234L168 237L166 236V232L162 231L163 229L161 228ZM209 226H211V227H209ZM219 226H221V227L219 228ZM171 227L174 228V229H170ZM176 227H178L179 230H181V231L177 232L176 230L178 228H176ZM103 228H105V229H103ZM197 228H199V230ZM218 228L221 229V233H218V231H219ZM222 228H225V229H222ZM241 228H243V231H244L243 233L240 230ZM26 229H28L27 226L23 225V230H26ZM143 229H144V231H142ZM167 229L169 230V232H168ZM185 229H186V231H185ZM260 229H261V227H260ZM262 229H264V228H262ZM43 230L45 232H50L49 228H47L46 230L45 229H43ZM102 230H104V231H102ZM190 230H192V231H190ZM197 230L199 231L200 234H203V233L206 232L207 234L205 233L204 235H206L207 238H204L205 240L204 239L201 240V238L193 239L192 236H197L198 235V234L197 235L194 234V233H196ZM232 230H234L235 233ZM239 230L241 231L240 232V236H239V237H241L240 239H238L239 238L238 237ZM256 230L259 231V232H256ZM172 231H173V233H172ZM209 231H211V233H208ZM120 232H121V234H120ZM162 232H164L165 234L162 233ZM184 232H185V234H184ZM215 232H216V234H214ZM228 232L230 234L233 233L234 236L227 234ZM241 233H242V236H241ZM180 234H182V236ZM246 234H247V236H245ZM248 234H249V237H250V234H251L250 238L248 237ZM253 234L254 235L256 234V236H254ZM124 235H125V237H123ZM207 235H209V236H207ZM221 235H223V236H221ZM263 235H264V232H263ZM215 236H216V239L218 238L217 239L218 241L221 239L220 242H219L221 246L219 245L217 240H214ZM231 236H233L235 240ZM103 237H104V235H103ZM178 237H180L181 239L180 238L178 239ZM182 237H184L185 239L182 238ZM211 237H212V239H211ZM227 237L231 238L230 240H231L232 244H235L234 242H236V246H237L236 249L237 250L232 248L233 245H232L231 248L229 247L230 249L229 248L225 249L223 247V245L221 244L223 242L222 239H225ZM244 237H247L250 240L249 241L247 239H244V240L248 241L247 244H245V243L241 244L242 241H243V240L241 241V239L244 238ZM89 238H90L91 241L86 246H82V247L78 246V243L80 241H82L84 239H89ZM30 239L33 240V241H36V239L34 237H31ZM174 239L175 240L177 239L176 240L177 244L174 243V242H172V244H171V241L174 240ZM206 239L209 240L208 241V247L206 246V243H207ZM31 240L24 239L23 240V244L25 242H27V244L28 243L34 244V242H32ZM97 240H98V242H97ZM182 240H183V242H182ZM186 240H188V242H186ZM233 240H234V242H232ZM213 241H214V243H213ZM123 242H122V244H123ZM253 242H251V243H253ZM92 243L96 245V249H94L95 251L91 253V251L93 250L92 247L93 246L95 247V245H93ZM173 244H175L176 246H174ZM239 244H241V246L243 248H245L244 246H247V247L249 246V247L242 251V247H241V249H239L240 248ZM125 245H126V243H125ZM185 245H188L189 248H187V246H185ZM209 245H210V247H209ZM213 245H215L216 247L213 246ZM106 246H109V245L107 244ZM173 246H174V248H173ZM177 246H179V247H177ZM204 246H206L205 249H203ZM30 247H32V246H30ZM195 247H197V249ZM19 248L17 249L16 247H10L9 251L3 253L0 256V264L6 258H8L11 253H15V252L19 253V252H21L22 246L19 247ZM249 248L253 252L251 250H249ZM99 249H100V247H99ZM238 249L241 250L242 253L244 252L245 254L248 252V250H249V252L251 251L253 254H255L256 251H257L258 253H256V254L260 255V253H261L262 256L258 255V257L256 256L257 258H255L256 254L253 256V254L250 255V253H248L250 255L249 257H251V259L250 258H249L250 260L248 258L244 259L248 255L240 253V251ZM227 250L228 251L230 250L231 252L230 251L227 252ZM254 250H255V252H254ZM175 251H177V253ZM232 251H233V253H235V252L236 253L233 254ZM178 252H179V254H178ZM188 252L193 253L195 256H197V258H192L191 257V261H190V256H188ZM219 252H220V254H219ZM6 253H7V255H6ZM101 253H99V254H101ZM227 253H229L231 257H229ZM140 254H138V257H139ZM167 255L170 256V257L168 258ZM239 255H241V256H239ZM47 256L48 255L46 253H40V254L37 255V257L34 258V260L31 263H29V262L28 263L29 264H33V263L34 264H40L41 263L40 260H42V262H43V260L45 261L48 258ZM225 256H227V257H225ZM71 257H70V259H71ZM87 257H88L87 260L84 259V258H87ZM180 257H182V258H180ZM198 257H200V259L201 258L205 259V261L201 262V263L199 261V263H198L196 261V260L199 259ZM219 257L223 258L226 262L224 260L222 261L221 258H219ZM81 258H83L82 259L83 262H81L82 261ZM227 258H229V259H227ZM242 258L244 259V261H243ZM253 258L256 261H254ZM175 259H177V261ZM252 259H253L254 263H253ZM23 260L24 259L21 256V261H23ZM257 260L260 261V262H258ZM49 261H47V262H49ZM47 262H46V264H48ZM221 262H223V263H221ZM250 263H247V264H250ZM94 264H97L96 261L94 262Z\"/></svg>",
	"mask_w": 264,
	"mask_h": 264
},
{
	"label": "snow or ice",
	"instance_id": "3",
	"mask_svg": "<svg viewBox=\"0 0 264 264\" xmlns=\"http://www.w3.org/2000/svg\"><path fill=\"white\" fill-rule=\"evenodd\" d=\"M133 7H136V6H133ZM135 17V18H133ZM138 16L135 12H133L130 16H128L127 20L125 21L129 26H135L136 23H137V20H138ZM116 23H119L118 21ZM168 156V153H165V157ZM166 159L164 158H158L156 161L154 162H151L149 164V167H157V168H160V167H163L166 163Z\"/></svg>",
	"mask_w": 264,
	"mask_h": 264
}]
</instances>
